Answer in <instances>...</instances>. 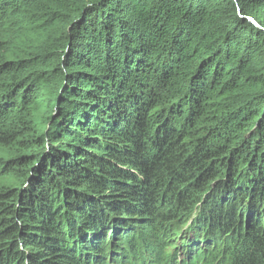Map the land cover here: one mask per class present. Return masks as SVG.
I'll list each match as a JSON object with an SVG mask.
<instances>
[{"label":"trees","instance_id":"trees-1","mask_svg":"<svg viewBox=\"0 0 264 264\" xmlns=\"http://www.w3.org/2000/svg\"><path fill=\"white\" fill-rule=\"evenodd\" d=\"M263 212L264 0H0V264H264Z\"/></svg>","mask_w":264,"mask_h":264},{"label":"rangeland","instance_id":"rangeland-1","mask_svg":"<svg viewBox=\"0 0 264 264\" xmlns=\"http://www.w3.org/2000/svg\"><path fill=\"white\" fill-rule=\"evenodd\" d=\"M156 189L160 190L161 192H164L166 190L163 187H160V189H159L158 186L156 187ZM247 193H249V194H245L246 202L243 203L244 204V207H245V213L241 212V214L243 213L241 215V221H239V222L234 221V223H236L237 225L239 224L238 227L242 229L241 232H243V229L246 228V227H248L249 230H252V228H253L252 225L255 224V222L257 221V220L256 221L253 220V218L255 217L254 214L256 213V210H253V208H252L253 205L256 204L257 201H256L254 195L251 192H247ZM206 195H207V193L206 194H204V193L202 194V193H198V192H192L190 194V199L192 200V202H195V203L193 204L194 206L191 208V210L189 212V215L188 216L183 215V216L179 217V219L177 221H173V222H170L169 223L170 220H167V222H165V223H168L167 224V228H168V233L167 234L172 238V242H174V241L177 242L178 240L176 238L185 237L186 240H185L184 243L182 242V240H179L178 243L179 242H182V244L186 246V244L189 242V248H191V250H192V247H194L195 244H198L199 243L203 247V245H204V243L206 241L213 240L214 239V238H211L210 235H208L203 242H198L197 243V241H194L193 240L194 239L193 231H194V229L196 227V223L194 225L193 224V221L191 219H192V217L194 215L197 214V213L196 214H193V213L195 211L202 212V210L203 211H205V210L219 211V209L221 208V206H223V205L219 204V201H218V203H215V204H211L210 205V206H216V207H214V208L209 207L207 205V203H206L207 202V199H205L206 198ZM191 200H189V201H191ZM212 201L217 202L216 199H213ZM221 201H223V204L225 205L224 208H225L226 207V201H224V200H221ZM129 205H130V203H128L127 206H129ZM158 207H162L164 209V215L169 212V211H167L168 210V207L165 206V204L164 205L163 204H159ZM204 207H205V209H204ZM174 210H176L178 212L177 213L178 215L181 214V210H179L178 205L175 207ZM90 212H93V210L90 211ZM136 215H141V218L144 217L143 214L142 213H139V212ZM69 217H72V215H66L65 217H63V220L66 219V218L69 219ZM260 218H261L260 219L261 221L264 220V212H263V215L260 216ZM66 220H64V221H66ZM128 220H130V218L129 219H127L125 217H123V218L122 217L121 218H116L115 219V222H113V224L115 225L116 223H118L119 229L120 230H126L127 232L130 231L131 228H133L135 230L134 231L135 233L136 232H140L141 233L142 231L145 232V235L147 236V237L145 236L147 243L152 244V242H151L152 240L151 239L149 240V236H148V235H151V231H150V229H148L149 227L147 228V225H145L143 223L142 224L141 223H138V221H136L134 223H130L129 222L130 224H126L125 222L128 221ZM237 220H238V218H237ZM74 221H75V219H74ZM79 221L80 222H78V224L75 221V223L78 225V227L81 226V222H83L84 220L83 219H79ZM114 225H111V226H114ZM101 229H103V226L98 225V226H96L95 231L97 232V231H99ZM111 230L109 231V237H110L109 241L111 243V246H110V249L109 250L110 251H113L115 249L113 252L116 254V257H118L119 259H121L122 256L125 257L126 255H125V253H123L120 250L121 242L118 241V239H114V234H113V236H111ZM112 232H113V230H112ZM91 233H94V231L88 230V231H85L83 234L85 235V234H91ZM120 237H123L122 234H120ZM235 238L236 237H234L233 239H235ZM233 239L231 240V245H234ZM238 239H239V241L236 244V246L234 245V248L237 247L238 250H244L245 248L248 249L250 247V246H247V245H250L247 242V240L250 241V238H244V236H241V237H238ZM244 239H245L246 245L241 243V241H243ZM191 244H192V246H191ZM100 246L101 245H98V247H100ZM174 248H176V247H174ZM219 249L222 250L221 247H217L218 252H219ZM229 254H230L229 251L228 252H225V257L228 258L229 257ZM185 256H186L185 253H182L181 252L179 254V257L180 258H184ZM213 259L215 261L219 262L220 261V254L217 255V257H215Z\"/></svg>","mask_w":264,"mask_h":264}]
</instances>
